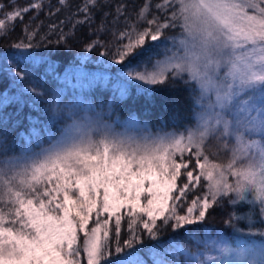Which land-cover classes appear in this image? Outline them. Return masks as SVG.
<instances>
[{
	"label": "snow or ice",
	"instance_id": "snow-or-ice-1",
	"mask_svg": "<svg viewBox=\"0 0 264 264\" xmlns=\"http://www.w3.org/2000/svg\"><path fill=\"white\" fill-rule=\"evenodd\" d=\"M88 5L97 7V0H87L80 10L88 12ZM30 8L40 9L41 3L33 2ZM30 8L6 13L0 18V32L14 30L15 24L9 28L8 22L22 21ZM149 8L150 4L144 6L140 20ZM157 8L170 15L163 23L154 16L143 31L133 25L121 32L119 39L127 37L128 42L118 46L114 63L139 55L137 49L144 48L146 38L158 42L156 47L170 39L176 49L172 55L150 67L151 55L136 65L129 61L127 76L157 85L169 75H186L193 123L186 134L154 131L135 115L121 121L119 116L112 120L109 113L105 119L91 102L65 103L61 93L52 95L46 102L47 122L32 127L28 135L20 133L23 144L10 145L7 136L0 135V264H82V256L87 264H148L134 248L141 241L137 227L154 239L158 221H172L173 229L204 221L222 198L234 208L251 206L242 214L233 211L226 221L240 238L230 243L218 236L207 249L214 255H185L192 264H264V227H255L254 219L258 206L264 223V0H162ZM122 12L118 7L117 15ZM177 28L178 38L160 41L163 29ZM25 34L28 42L21 40L13 44L15 51L0 54L6 62L0 71L11 75L17 68L14 85L15 77L25 80L29 75L19 65L34 66L37 61L30 51L36 33L25 26ZM124 75L118 70L119 77ZM127 83L119 89L121 98L127 94ZM20 91L40 95L35 88ZM13 100L19 95L11 100L5 95L3 103ZM210 140L230 153L226 164L210 159L205 151ZM193 158L195 168L189 170ZM181 175L188 182L179 187ZM201 179L207 182L203 199H194L186 214H179V202ZM125 217L131 235L121 245ZM240 221L247 222L246 231L238 226ZM126 249L133 251L125 254ZM148 255L152 264H165L157 258L161 253L156 247Z\"/></svg>",
	"mask_w": 264,
	"mask_h": 264
},
{
	"label": "trees",
	"instance_id": "trees-1",
	"mask_svg": "<svg viewBox=\"0 0 264 264\" xmlns=\"http://www.w3.org/2000/svg\"><path fill=\"white\" fill-rule=\"evenodd\" d=\"M21 2L23 0H0V5H3L0 18L12 12ZM86 2L87 0H65V3L61 4L60 0H47L40 9L31 8L24 13L22 21L21 19L14 21V30H6L0 36V54L3 55L14 51L13 44L21 40L28 42L25 26L28 32L36 33L32 42L39 44V41L47 39L52 43L50 49L33 53L37 57L34 66L19 65L20 69H28L32 74L39 96L35 93L21 92L18 86L13 84L10 76L0 71V135H6L10 145L23 144L19 134L23 132L28 135L32 127L41 128L42 124L47 122L49 110L46 102L56 93H61L65 103L76 99H82L86 103L91 102L94 108L102 110L100 113L106 118H109L110 113L112 120L119 116L123 121L135 115L139 121L147 122L153 130L184 132L187 126L193 123L190 85L185 82L169 77L164 84L152 85L148 88L127 83V94L123 98L120 96L119 89L124 81L119 78L118 70L127 69L125 65L129 61L136 65L138 61L144 60L158 48L155 46L158 42L146 38L144 48L137 49L139 55L128 57L118 67L107 70L94 64L101 53L109 51L116 41L119 31H116L117 27L113 28L114 19L118 21V27L121 29V23L125 17L130 14L136 16L146 4H150V9H153L157 7V4L162 3V0H97V7L88 5V12H83L80 9ZM121 6L123 12L118 16L117 9ZM105 13H107L106 16ZM178 32V28L166 29L160 41H164L168 36L178 35ZM62 36L65 38L64 41H61ZM95 41L100 43H94ZM90 45L91 48H89ZM87 50H89V60L83 67L75 68L73 63ZM5 95L10 100L19 95V100H13L5 105L3 103ZM30 116L40 123L32 124L28 119ZM185 159L189 157L186 156ZM194 168L193 158L189 170ZM183 171L185 170L182 169ZM187 182L185 175L178 178L179 187ZM202 188L200 183L194 190L186 192L179 202L181 214L194 199L200 196ZM227 199L222 198V203L209 209L205 220L197 224L173 229L171 222L164 225L163 221H158L157 235L154 239L144 229L137 227L136 231L141 236V241L135 244L134 248L148 261V264H152L148 250L153 247L162 253L177 244L190 252H195L202 242L210 237L222 236L231 242L234 241L235 232L226 221L229 220L233 211L242 214L247 212L250 206L244 204L234 208L227 203ZM255 219V227H264L261 219ZM237 223L240 228L247 230L246 221ZM111 227L110 244L114 252L115 224L112 223ZM130 235L128 221L123 220L121 245ZM82 242L83 236H81L80 246ZM131 251L133 250L126 249L125 254ZM82 261H84L83 257Z\"/></svg>",
	"mask_w": 264,
	"mask_h": 264
},
{
	"label": "rangeland",
	"instance_id": "rangeland-1",
	"mask_svg": "<svg viewBox=\"0 0 264 264\" xmlns=\"http://www.w3.org/2000/svg\"><path fill=\"white\" fill-rule=\"evenodd\" d=\"M46 1L47 0H23V2H21V4H18L17 5L18 7H16L14 10H16V9L22 10L24 8H30V5L33 2H39V3H41V6H42L43 4H46ZM166 15H170V12L166 14L165 11H163L161 9H158L157 7L153 8V9L149 8L148 12L146 13V18L143 19V20L139 19V13H137L136 16L130 14L128 17H125V19L121 23V29H119V27H118L119 26L118 23H117L118 21L116 19H114V21L112 22L113 28L115 29L117 27L118 30H116V31L117 32L119 31V33L117 34L116 41H115L114 45L109 49V51H107L105 55H103V56L101 55L99 57V59H97L94 62V64L97 67H99V68L107 69V70H109L111 68L118 67L119 65L114 63L115 59L118 58V56L116 55L117 48H118V46L121 43H127L128 42L127 41V37H125L123 39V41H121L119 39L120 33L121 32H125V31H130L131 27L133 25H135L137 27V30L143 31L144 28L150 27L148 25V23H147L148 20L153 19L154 16H159L160 17V23H163ZM1 18H5V15H3ZM12 23L13 22H8L9 28L11 27ZM151 27H152V30L155 31V25H153ZM6 30H4L3 32H0V36H2L6 32ZM165 30L166 29L162 30V35L165 32ZM170 30H172V29H170ZM175 36L178 38L179 37V32H178V35H175ZM169 37H173V36H168L166 38H169ZM165 39H164V41H165ZM161 42H163V41H161ZM32 43L34 45V48L31 49L30 51H32L33 53L38 52V50H40V51L41 50H48L52 46V43H50L49 40H47V39L39 41V44H38V42H36V43L32 42ZM14 51H15V49H14ZM175 51H176V49L173 47L172 41L170 39L167 40V44L166 45L161 43V46L158 47L154 52H152L150 54L151 55V59L148 61L149 67L151 66V64L155 63L157 60L164 59L166 55H169V56L172 55L173 52H175ZM149 56H147L144 60L148 59ZM88 60H89V50H87L85 53L80 55L77 58V60L73 63V65L75 66V68H81L87 63ZM5 63H6L5 61L0 60V66H3V64H5ZM143 67H144L143 65H140L138 70L142 71ZM16 70H17V68L13 67L12 68V74L11 75L8 74L11 77L12 80H13V78L15 76V71ZM123 71L125 72V75L122 78L119 77L121 80L128 81L129 84H133V85L140 86V87L148 88V87L152 86V85H146V84H144L143 82H140V81H133L130 77L127 76V69H125ZM117 74H118V72H117ZM169 77L172 78L171 75H169ZM15 79H16V85L18 86L19 90L23 89L25 87H27L30 90L32 88H35V90H36V81L33 79V76H32V74L30 72H29L28 78L25 79V80H21L19 77H15ZM175 79H178V80L184 82L185 80H187V76L185 75L182 79L181 78H175ZM24 93L32 94L33 92L32 91H28V92H24ZM94 109L98 113H100L102 111V110L97 109V107H95ZM104 117H105V115H104ZM105 119H108V118L105 117ZM177 133H179V132H177ZM184 133L186 134V130L184 131ZM205 151L209 155L210 159L213 160L214 162H217V163L226 164L228 162V160L230 159V153L225 152L223 150L222 144L218 145L217 141H215V140H210L208 142V146L206 147ZM224 155H227V156L224 157ZM186 156H188V154H185V157ZM179 159H180V157L177 156V161L178 162H179ZM200 183L202 184L203 188H202L201 194H200V196L198 198L199 199H203L204 194L207 191V188H206L207 182L204 181L203 179H201ZM196 187L197 186L190 187L187 191L194 190ZM177 195H178V193H177ZM179 210H180V203H179L178 213L181 214L179 212ZM183 214H186V209H185ZM255 218L261 219L258 206L254 210V219ZM128 219H129L128 217H125L124 220L128 221ZM170 222L173 223L172 221H170ZM113 223H114V221H113ZM195 224H197V223H195ZM185 226H188V225H184L183 227H185ZM176 229H179V228H176ZM81 236H83V234H81ZM217 237L218 236L210 237V238L206 239L205 241H203L201 246H200V248L197 249L195 252H190L187 249H184L181 246H179L177 244H174L167 251L162 252L161 255L159 257H157V258L164 260L165 264H192V261L190 260L189 255H185V253H187V254L205 253L206 255H214L215 253L209 252V251H207V249H209L211 247V241L216 239ZM219 237H222V236H219ZM222 238H224L225 240L229 241V239H227L225 237H222ZM238 238H240V234L235 233L234 241L236 239H238ZM229 242L231 243V241H229ZM178 248L182 249V251H177ZM81 252H82V246H81ZM84 261H85V264H87L86 258H84ZM84 261H82V264H83Z\"/></svg>",
	"mask_w": 264,
	"mask_h": 264
}]
</instances>
